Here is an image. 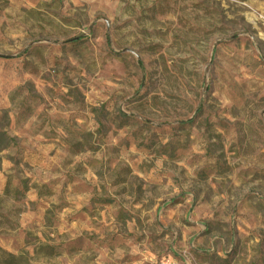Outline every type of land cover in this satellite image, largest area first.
<instances>
[{"label":"rangeland","instance_id":"obj_1","mask_svg":"<svg viewBox=\"0 0 264 264\" xmlns=\"http://www.w3.org/2000/svg\"><path fill=\"white\" fill-rule=\"evenodd\" d=\"M8 254L264 264V0H0Z\"/></svg>","mask_w":264,"mask_h":264},{"label":"trees","instance_id":"obj_2","mask_svg":"<svg viewBox=\"0 0 264 264\" xmlns=\"http://www.w3.org/2000/svg\"><path fill=\"white\" fill-rule=\"evenodd\" d=\"M39 253L44 255H52L54 254V247L52 246H42L39 248ZM20 258H17L11 254L7 255V258L3 259L0 264H18L20 263Z\"/></svg>","mask_w":264,"mask_h":264}]
</instances>
